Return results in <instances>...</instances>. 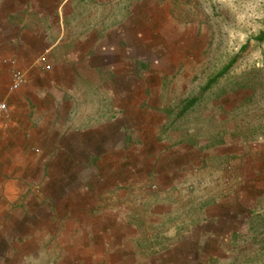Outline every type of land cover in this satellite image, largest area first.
Here are the masks:
<instances>
[{"label": "crops", "instance_id": "crops-1", "mask_svg": "<svg viewBox=\"0 0 264 264\" xmlns=\"http://www.w3.org/2000/svg\"><path fill=\"white\" fill-rule=\"evenodd\" d=\"M90 2L0 0V101L9 106L0 236L13 240L6 264L14 254L22 264L40 254H60L54 264H141L138 246L190 235L176 225L185 216L180 190L196 184L208 160L157 133L167 121L159 117L166 73L143 69L151 38L128 18L90 23ZM16 70L26 82L11 91Z\"/></svg>", "mask_w": 264, "mask_h": 264}, {"label": "rangeland", "instance_id": "rangeland-1", "mask_svg": "<svg viewBox=\"0 0 264 264\" xmlns=\"http://www.w3.org/2000/svg\"><path fill=\"white\" fill-rule=\"evenodd\" d=\"M120 18L151 38L152 63L143 69L166 73L159 117L167 121L157 133L175 151L208 160L196 184L180 190L184 220L168 221L189 238L138 246L141 264H264V0H91L90 23ZM12 241L0 236V264ZM59 256L35 255L28 264Z\"/></svg>", "mask_w": 264, "mask_h": 264}, {"label": "built area", "instance_id": "built-area-1", "mask_svg": "<svg viewBox=\"0 0 264 264\" xmlns=\"http://www.w3.org/2000/svg\"><path fill=\"white\" fill-rule=\"evenodd\" d=\"M41 62L44 63L47 68H50L44 56L41 57ZM25 82H26L25 74L19 70L14 71L10 83V90L11 91L19 90L24 85ZM8 111H9L8 103L6 101H0V127H2L6 117L8 116Z\"/></svg>", "mask_w": 264, "mask_h": 264}]
</instances>
